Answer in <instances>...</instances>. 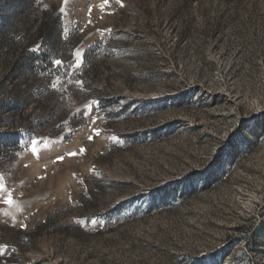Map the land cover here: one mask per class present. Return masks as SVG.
<instances>
[{
    "label": "rangeland",
    "instance_id": "374dc122",
    "mask_svg": "<svg viewBox=\"0 0 264 264\" xmlns=\"http://www.w3.org/2000/svg\"><path fill=\"white\" fill-rule=\"evenodd\" d=\"M37 6L97 78L2 152L0 264H264V0H0V29Z\"/></svg>",
    "mask_w": 264,
    "mask_h": 264
},
{
    "label": "trees",
    "instance_id": "16d2710c",
    "mask_svg": "<svg viewBox=\"0 0 264 264\" xmlns=\"http://www.w3.org/2000/svg\"><path fill=\"white\" fill-rule=\"evenodd\" d=\"M29 18H31L29 27H26V17H21L18 21L6 23L0 29L1 38L7 42L4 45L7 50L16 51L23 46L21 54L16 57L12 71L13 74L20 75L26 92L24 99H20L15 94L9 97L0 95V113L10 115L6 117L8 119L16 117L12 125L8 123L10 130L0 131V156H3L2 152H5L7 159L11 158L14 149L19 147L18 136L23 135L27 127L37 130L48 125L53 117L52 111L61 100L66 99L68 90L71 94H76L82 87L94 85L97 78L94 47L85 51L80 70L71 71L69 67L72 59V50L69 49L70 40L61 37V16L55 6L45 11L37 6ZM2 22L0 18V24ZM32 31H34L33 34ZM35 45L39 46V51H30ZM54 59L64 61L63 66L56 68L52 64ZM5 83H9V80ZM29 103L35 105L41 112V117L32 120L31 113L28 117H31L32 122L26 125L23 115ZM251 263L254 264L253 260Z\"/></svg>",
    "mask_w": 264,
    "mask_h": 264
},
{
    "label": "snow or ice",
    "instance_id": "6c2138e0",
    "mask_svg": "<svg viewBox=\"0 0 264 264\" xmlns=\"http://www.w3.org/2000/svg\"><path fill=\"white\" fill-rule=\"evenodd\" d=\"M64 2L67 3V0H64ZM106 2H107V0H106ZM116 2H117L118 4H120V3H121V0H116ZM121 7H123L122 4H121ZM90 22H91V21L89 20V23H90ZM30 51H32V52H36V51H39V49H31ZM74 55H75V57H76V60H77V61H80L81 56H82V53L79 52V51H76ZM52 64H53L56 68H60V67L63 66L64 61H62L61 59H54V60H52ZM77 66L79 67V64H78ZM53 87H55V86H53ZM0 95H2V94H0ZM92 114H94V109H92V111L89 113V119H91ZM81 115H82V114H81ZM95 123H96V121L93 120V121H92V124H93L94 126H95ZM95 135H96V136H99V135H100L99 130H96V131H95ZM88 139H89V140H92L93 137L90 135V136L88 137ZM114 139H115V138H114ZM33 149H35V142H33ZM84 152H85V149H84V148H81V149L79 150V153H77V152H69L67 155H68L69 158H74V157H76V156L79 155V154H83ZM64 158H65V157H64L63 155H60V156L56 157L55 160L58 161V162H62V161L64 160ZM7 195H8V199L5 201V203H7V204H11V203H12L11 194H7ZM22 227H26V226L22 225Z\"/></svg>",
    "mask_w": 264,
    "mask_h": 264
}]
</instances>
